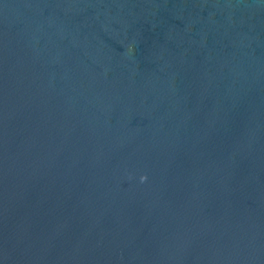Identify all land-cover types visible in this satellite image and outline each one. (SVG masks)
Segmentation results:
<instances>
[{"label":"water","instance_id":"95a60500","mask_svg":"<svg viewBox=\"0 0 264 264\" xmlns=\"http://www.w3.org/2000/svg\"><path fill=\"white\" fill-rule=\"evenodd\" d=\"M0 264H264V0H0Z\"/></svg>","mask_w":264,"mask_h":264}]
</instances>
